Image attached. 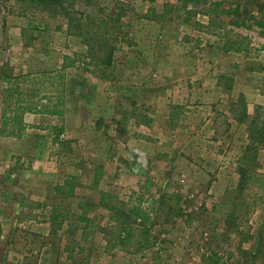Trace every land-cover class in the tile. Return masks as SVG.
<instances>
[{"label":"rangeland","instance_id":"1","mask_svg":"<svg viewBox=\"0 0 264 264\" xmlns=\"http://www.w3.org/2000/svg\"><path fill=\"white\" fill-rule=\"evenodd\" d=\"M217 1H223L226 8L230 2H240L243 14L264 18V11L257 8L260 0ZM184 2L160 0L158 4L168 8L156 16L167 24L155 27L146 23L154 15L142 0H66L68 11L61 13L29 0H0V93L9 87L3 81L4 71L36 80L45 75L46 92L34 81L25 87L39 89L36 97L62 95L72 115L77 113L82 119L80 128L72 117L31 123V142L24 151L14 148L11 155L13 146L0 136V264H264V191L254 186L240 195L241 201L255 205L248 211L236 210L238 230L229 229L221 220L233 208L221 204L236 196L232 191L238 185L237 168L249 144L248 123L241 111H250L264 125V107L259 106L263 100L258 96L264 92V76L250 79L246 96L241 94L247 84L243 77L236 91L202 100L206 105L204 109L199 105L203 132L197 137V126L190 129L192 125L187 124L189 133L185 135V82L199 81L204 76L197 71L205 73L212 61L215 67L230 64L260 73L264 30L246 18L250 28H240L237 34L228 33L227 28L217 42L205 39L185 44V37L189 38L185 9L198 6L190 3L184 7ZM70 24L75 25L76 35H68ZM217 44L228 45L230 51L222 50L229 54L226 58L220 56ZM106 47L113 49L112 65L98 67L99 52ZM64 56L75 62L63 71ZM59 73L64 77L61 86ZM118 82L125 90H118ZM217 99L221 107L215 103ZM236 99L237 122L229 104ZM154 104L152 115L157 124L146 136L135 125ZM241 105L244 107L239 108ZM103 113L131 119L124 134L121 132L124 141L119 149L117 141L88 138L91 128L103 130L106 126ZM59 128L62 132L56 134ZM80 133L84 138H74ZM133 133L144 138L133 139ZM194 137L193 143L200 144L198 150L185 148ZM134 141L138 146L131 144ZM109 158L123 160V166L109 165L105 173L102 163ZM128 164L138 165L143 172L136 176ZM119 169L126 174L117 173ZM256 169L264 175V150L258 153ZM119 174L125 185L117 197L118 188L114 190L111 182ZM67 176L71 178L68 185L61 193L55 191L54 184ZM99 182L100 186L110 183L108 190L114 194L104 200ZM141 195L148 200L144 207L163 198L160 214H153L152 224L146 226L150 237L113 247L110 243L114 244L117 228L111 217L116 214L108 208L125 211L137 205ZM56 215L60 217L54 221ZM49 245L55 247V256L48 252ZM240 249L247 251L246 259L239 255Z\"/></svg>","mask_w":264,"mask_h":264},{"label":"trees","instance_id":"2","mask_svg":"<svg viewBox=\"0 0 264 264\" xmlns=\"http://www.w3.org/2000/svg\"><path fill=\"white\" fill-rule=\"evenodd\" d=\"M38 5H41L45 8H54V12L61 13L68 11L66 0H29ZM238 1V0H237ZM241 1V0H239ZM192 3L194 5H203L201 13L204 14L209 22L206 26L199 25V29L204 30L207 34H217V36H222L223 30L227 29L229 26L235 28H250L247 25L248 20L254 21L253 24L259 29L264 30V18H257L254 15L243 14L242 4L240 2L234 3L230 2L227 8L224 6L223 1H212L206 2L205 0H185L183 3L184 7ZM257 6L258 12L262 13L264 11V4L258 3ZM187 16L191 17L197 14V11L189 10L187 11ZM243 14V15H242ZM243 17L240 19V17ZM222 18H227V21L222 20ZM246 18H248L247 21ZM220 19V21H218ZM74 22V20H70ZM75 25H69L68 35H76L74 31ZM78 31V30H77ZM227 32H231L230 29H227ZM104 35V33H103ZM102 38V37H101ZM106 43V40H101ZM107 45V44H106ZM239 52V50H237ZM235 51V52H237ZM100 58L92 59V62L97 64L96 66H105L110 67L113 61V49L111 47H106V50L101 49ZM74 61L71 60L69 56L63 57V62L61 69L64 71L68 68L74 66ZM3 81L9 87H6L1 95V105H0V136L21 139L25 135L29 125L25 122V116L27 114L34 115H47L50 117L62 118L64 116V107L65 101L62 95H54L52 93H44L40 97L35 95L39 93V89H29L25 87L27 84H30L32 81L35 82V85H40L43 87L44 92H46V83L44 79L45 75L40 76V79L36 80L37 77L32 78L31 75H21V76H10L8 72L4 71ZM63 75L60 73L57 75L59 85L63 79ZM53 87V84H50ZM244 107V105L239 106V108ZM237 111L238 108H237ZM243 118L246 119L248 123L249 131V144L246 146V149L242 156V164L237 168V173L239 176L238 185L232 193L236 194L234 199L227 200L221 204L222 207H233L230 213L222 214L221 220L225 223H228V228L231 230H238L237 220L238 217L235 215L238 214L241 210H247L252 205L248 200L241 201L240 195L243 194L245 190L253 189L254 186L260 188L264 191V175L258 174L256 169L257 156L259 151L264 150V125L259 122V120L254 116H249L246 109L241 111ZM146 117H144L142 122H145ZM238 120V118H237ZM146 123V122H145ZM260 125V126H259ZM262 125V126H261ZM57 131V130H55ZM62 129L59 128L56 134H60ZM252 164V165H250ZM68 185V183H67ZM73 190L70 191V193ZM239 194V197L237 196ZM144 198L140 197L137 205H131L125 211L115 210V207L108 208L106 201L102 200L101 205L107 207L113 214H116V217H111L116 222L117 235L114 241V244L110 243L113 247L119 245L121 247L128 246L133 242V239L137 236L139 232L144 238H147L150 235V231L146 229V226L151 225L153 221V214H160V209L163 204V198L159 199L157 202L150 203V207H144ZM243 212V211H242ZM59 215L53 217V220L56 221L59 219ZM81 220H85L84 218ZM54 223V222H53ZM235 228V229H233ZM53 234H56V231H52ZM1 235V228H0ZM261 243V242H260ZM139 251V250H138ZM239 255L246 259L247 251L239 250ZM246 261V260H245ZM243 264H246L243 263Z\"/></svg>","mask_w":264,"mask_h":264},{"label":"crops","instance_id":"3","mask_svg":"<svg viewBox=\"0 0 264 264\" xmlns=\"http://www.w3.org/2000/svg\"><path fill=\"white\" fill-rule=\"evenodd\" d=\"M142 1L144 2L143 3L144 5H150V8H149L150 10H148V11L149 12H152L153 15H154V18H152L151 20L148 19V21H146L147 24L153 25L155 27H161V26H163V23H166L167 24V22L164 21L161 16L160 17L156 16V14H158V13L159 14H163V11L162 10H164V9L166 10L168 8L167 5H165V6L164 5H162V6L159 5L158 2L160 0H142ZM260 1H261V4H264V0H260ZM152 6H154V7H152ZM158 6H159V9H156V12H155V8H158ZM187 7H188V10L185 9V13H187V11H189V10H192V11H197V14L194 15V16H191L192 18L191 17H188V19H185V29L186 28L189 29V38L185 37V41H186L185 44L186 43H190V44L191 43H198L199 44L201 41H203L205 39H207V40H213V41L217 42V41H219V38H223L224 37V34H222V36H213V35H210V34H206L204 30H199V27H198L199 25L206 26L208 24V22H209L208 18L204 14H202L200 12L201 9H202L201 7H199V6L196 7V8L195 7L194 8L192 7V9H190V7L188 5H187ZM253 14H254V12H253ZM228 29H230V31H231L229 33H235V34H237V32H238V30L240 28L238 29V28L229 26ZM190 36H192V37H190ZM227 43L229 44V42H227ZM217 46L221 49V50L220 49H217V51L220 50V52H222L220 54V56L226 58L229 55V54H226L227 51H230L228 49L229 48L228 45L225 44V45L221 46V45H218L217 44ZM193 48L194 49H197L198 47H193ZM261 48L264 49V43L262 44ZM222 50L224 52H226V53H223ZM229 53L230 54H234L235 51H234V53H232V52H229ZM209 64L211 66H209V69H206L205 70V73H204V71L202 69L200 71H197L199 73L198 74L199 76H204L202 78L199 77V79H197L199 81H197L195 83L193 82L191 84L185 82V91L188 92V96L187 95L185 96V135H187L189 133V130H188L189 128L186 127L187 124H189L190 126L192 125V127L190 129L196 128L194 125L197 126V128H196L197 133H195L197 135V137L199 136V134L201 132H203V130L201 129V127H200L199 124L202 122V119L201 118H202L203 112H201V110L206 107V105H204V106L202 105V104H205V102H203L204 100L206 101V100H209L210 98H216L218 95L221 97V95H223V94H225L227 92L231 93V92L236 91L237 85H239V80L240 79H243V77H245L247 84L246 85H243V87H245V89L241 91L242 92L241 94H244L245 95V94H247V90L248 89L250 91V86L248 85V82L250 81V79L254 78L257 74L258 75H261V76H264V73H262V72H264V68L261 70L260 73H256L254 70H251L249 68H244L242 70H238V68H237L236 65H233L232 66V65L229 64V66L227 68H223L221 65H220L221 67L212 66L213 61L210 62ZM112 72H113V74L115 73L114 71H112ZM208 73H209L208 78H211L212 77V82L211 83H209V81L207 80V76H205ZM116 75H118V74H116ZM185 76H187V75H185ZM118 80H120V76L116 80V82ZM117 88H118L119 91L120 90H123V89L125 90V87H122V83H120V82L117 83ZM256 91H259L260 92V90H256ZM260 93L261 94H259L258 96L263 101H261V103H259V106L264 107V92H260ZM214 94L215 95L217 94V96H214ZM232 102H234V103H232ZM248 102H249V99H246L245 100V104H246L247 108L250 107V105H249ZM215 103L218 104V107H221V106H219V99H217L215 101ZM200 104L202 106L201 107L202 109L199 107ZM229 104H230V109H232V107H234V110H231V111L234 114V115L232 114L234 121L237 122V115H235V113L237 112V108H238V106H237V99L236 100H233V101H230ZM231 104L232 105L234 104V105L231 106ZM116 105H118V103H116ZM152 106L153 105H149V107L147 108L148 111L145 112V115H143L141 117V119H139V121H137V124L135 125V127H138L139 128V131L138 132H141L142 134H144L146 136H150V135H147V134L149 132L153 131L154 126L157 124V120H156V117L154 116V113L152 115V109H155L156 108L155 107V104H154L153 107ZM175 107H177V106H174V108ZM170 108L173 109V107H170ZM187 109H195L194 112H196V114H194L193 111H191V112L186 111ZM170 114H172V117L174 116L173 110H172V113H170ZM248 115L249 116H253L252 113H250V111H248ZM79 116L80 115H77V113L75 115H72L71 110H70V107H68V104L65 101L64 116H63V118L72 117V119L78 120L77 121V124H78V122L81 124L82 123V121H81L82 119ZM49 117L50 116H47V115L27 114L25 116V122L28 125H30L31 123L39 122L40 120L46 119V118H49ZM144 117H146V120H145L146 123L145 122H142L143 119H144ZM53 118H55V117L50 118V120L53 119ZM101 120L106 125L104 127V129L103 130H100L97 127H94V129L91 128L90 133L88 134V138H90V135H92L93 137L99 136V137L103 138L104 140H110V141L114 140V141H117V148L119 149L120 145H122V142L121 141H124V138L121 136V132L123 133L122 130L125 129L126 124L131 119L126 118V117L120 118L119 115H117V114H115L114 117H113V116H109V115L103 113L101 115ZM80 124H78L79 125V128L81 126ZM30 134H31L30 133V129H27V131L25 132V135L21 139L9 138V137H5L4 138L7 142H9L13 146L11 148L12 149V152L10 153V155L11 154H14V152H13L14 148L16 149V151H19V150L20 151L21 150L24 151L25 148H23V147L26 146L28 142H31L30 139H29L30 138ZM137 137L138 138H144L143 136H140L137 133H133V139L134 138H137ZM74 138L80 139V138H84V137L81 134L80 137L78 136V137H74ZM194 139H195V137L192 139L191 144H188L187 143L190 146H188V145L186 146L185 145V148L192 149V151L198 150V146H200V144L197 143V142L196 143H193L194 142ZM131 144H133L135 146L136 145L138 146V144L135 141L132 142ZM123 146H125V145L123 144ZM30 149H31V147H30ZM26 152L30 153V151H26ZM22 153H19V154H22ZM6 154H9V153L7 152ZM135 156L138 157V155H135ZM136 157L134 158V156H133V159L132 160L135 161ZM122 161H121V163H122ZM119 162H120V159L119 158L114 159V160H113V158H109L108 160H105L104 163H102V165H104V167H101V168L104 170L105 173H107V167L109 165L122 167L123 165L121 163H119ZM188 163L189 162L185 163V167H187V164ZM128 166H129V168L132 167V166H130V164H128ZM119 167H117V168H119ZM131 169H132L133 172H135V175L136 176L139 175L138 172H141V173L143 172L139 168L138 165H136V167H132ZM120 170L122 171V173L124 172L123 175H125L126 174L125 172H127V171H125V169H119V170H117V173L120 172ZM120 176H121V174L117 175V179L118 180L117 181H113L112 180V182H111L113 184V189L114 190H116V188H118L117 189V193H115V194H114L113 191L110 192V190H108L112 186L110 183L106 182V183H103L102 186H100V184L102 182H99V187H101V190H102V192H100V193H101V195L103 194L104 197H102V198L104 200L106 199L105 196L111 197L110 193H113L115 196L119 197L120 191L123 190L121 186H124L125 185V184H123L120 181V179H121V178H119ZM108 177L109 176L107 175L106 178H108ZM114 177L115 176H112L113 179H114ZM69 179H71V178L67 176L64 180H62L63 182H61L60 180L57 181L54 184L55 191H58L59 193H61L62 187L63 186H67V183H69L68 182ZM118 184H119V186H118ZM142 184L143 183L141 181L138 182L139 189H141L143 187ZM103 187L105 188V190L102 189ZM131 189L134 190V191L137 190V188H135L133 186L131 187ZM68 193H70V191H68ZM133 193H135V192H133ZM141 197L144 198V200H145L144 202L145 203L148 202V200H146V198L143 195H141ZM101 199H100V203L102 202ZM155 201L157 202L158 199L155 200ZM155 201H152V202H155ZM158 204L159 203L157 202L156 205H158ZM80 219H83V218L80 217ZM84 235L87 236L86 234H84ZM148 237H150V235ZM141 238H143V236L139 232H137V236L135 237V239H133V242L132 243H134V242L140 243L141 242ZM53 249H55V247H53L52 245H49L48 252L52 256H55V251L53 252ZM56 255H57V249H56ZM57 256H59V254Z\"/></svg>","mask_w":264,"mask_h":264}]
</instances>
